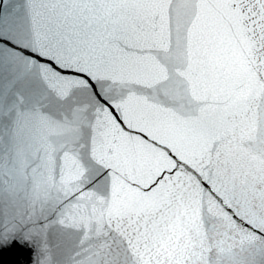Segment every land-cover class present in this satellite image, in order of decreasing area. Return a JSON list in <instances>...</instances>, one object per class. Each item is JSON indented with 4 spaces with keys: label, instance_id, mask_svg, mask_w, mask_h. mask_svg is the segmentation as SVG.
Here are the masks:
<instances>
[{
    "label": "snow or ice",
    "instance_id": "snow-or-ice-1",
    "mask_svg": "<svg viewBox=\"0 0 264 264\" xmlns=\"http://www.w3.org/2000/svg\"><path fill=\"white\" fill-rule=\"evenodd\" d=\"M34 264H264V0H0V249Z\"/></svg>",
    "mask_w": 264,
    "mask_h": 264
},
{
    "label": "water",
    "instance_id": "water-1",
    "mask_svg": "<svg viewBox=\"0 0 264 264\" xmlns=\"http://www.w3.org/2000/svg\"><path fill=\"white\" fill-rule=\"evenodd\" d=\"M34 260V252L22 241L17 246L0 249V264H34Z\"/></svg>",
    "mask_w": 264,
    "mask_h": 264
}]
</instances>
